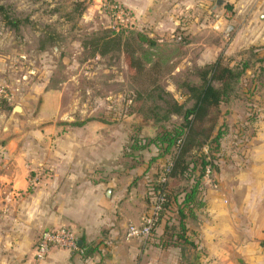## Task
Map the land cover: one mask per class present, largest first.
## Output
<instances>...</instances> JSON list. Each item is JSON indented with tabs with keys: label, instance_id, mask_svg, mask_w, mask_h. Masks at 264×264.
<instances>
[{
	"label": "crops",
	"instance_id": "crops-1",
	"mask_svg": "<svg viewBox=\"0 0 264 264\" xmlns=\"http://www.w3.org/2000/svg\"><path fill=\"white\" fill-rule=\"evenodd\" d=\"M152 1L131 0V6ZM228 1V7L237 10L230 25L232 40L218 50L206 39L205 49L198 45L196 61L205 65L261 40L249 55L254 65L246 73L253 75L264 67V61L255 62L264 55V0ZM162 2L206 7L211 0ZM223 22L219 18L209 25L221 30ZM234 55L237 60L243 56ZM55 93L41 97L38 108L36 121H47L54 143L47 151L50 176L35 185L17 168L22 165V147L15 128L1 124L5 115L0 110V264H264L263 90L252 98L234 95L220 104L217 128L223 134L219 171L213 173L217 184L202 179L206 184L198 194L202 205L194 209L183 231L187 241L177 238L181 231L176 224L168 232L166 219L150 239L126 236L127 226L138 225L147 213L148 179H130L136 170L119 168L120 129L103 127L97 118L87 121L81 116L86 110H79L80 121L73 123L74 105L64 106L60 92ZM254 103L260 105L259 111L249 116ZM165 163L167 159L162 160ZM59 226L73 229L79 249L53 246L43 261L36 262L41 232ZM167 235L176 240L167 242Z\"/></svg>",
	"mask_w": 264,
	"mask_h": 264
},
{
	"label": "rangeland",
	"instance_id": "rangeland-1",
	"mask_svg": "<svg viewBox=\"0 0 264 264\" xmlns=\"http://www.w3.org/2000/svg\"><path fill=\"white\" fill-rule=\"evenodd\" d=\"M219 1L218 4L211 0L206 7L194 4L176 7L163 5L162 0L140 6H131V0H0L10 14L28 20L14 29L6 26L0 15V110L5 115L1 124L15 128L22 147L23 171L17 168L25 179H32L31 184L35 185L50 176L47 151L54 138L48 133L47 121L36 119L41 97L56 91L64 99V106L74 105L73 123L80 121L79 113L83 111L79 110H86L81 116L87 121L97 118L103 127L120 129L117 161L123 170H136L130 179H148L147 184L155 180L154 175H160L164 167L162 160L166 161L167 157L150 163L146 169L156 147L151 144L138 150L131 147L133 138L143 143L155 136L160 125L171 129L181 118L173 114L159 124L147 119L146 107L152 99L145 93H140L142 96L138 98V92L158 85L182 101L180 93L185 91L182 83H199L197 71L204 66L196 61L199 48L205 49L206 39H211L219 50L226 47L234 33L230 25L237 10L228 7L231 4L228 0ZM219 18L224 21L221 30L209 25ZM180 24L187 29H180ZM109 30L123 36L141 33L154 42H138L141 49L137 55L145 66L143 73L128 68L122 51L91 55L90 39ZM198 33H201L199 37ZM259 43L236 48L234 53L243 55L241 60L233 52L222 57L232 64L248 62L254 46L262 45ZM259 53L258 49L255 54ZM252 79L245 71L235 87V96L252 98L255 94L251 89ZM153 103L163 105L158 99H153ZM16 105L21 107V112L13 111ZM250 106L249 116H256L260 105ZM59 124L65 128L61 121ZM202 179L212 186L217 184L213 174ZM188 182L177 180L171 188L174 192L181 191ZM178 203L179 200L172 203L165 213L169 225L174 223Z\"/></svg>",
	"mask_w": 264,
	"mask_h": 264
},
{
	"label": "trees",
	"instance_id": "trees-1",
	"mask_svg": "<svg viewBox=\"0 0 264 264\" xmlns=\"http://www.w3.org/2000/svg\"><path fill=\"white\" fill-rule=\"evenodd\" d=\"M0 15L3 23L14 29H18L23 22H28L26 18L21 19L10 14L1 3ZM142 41L154 44L152 40L141 33H137L136 36L131 34L123 36L121 32L115 33V31L109 30L108 33L92 37L89 45L91 55H106L112 51H122L128 68L134 69L137 73H143L145 66L140 56L137 55L141 49L138 42ZM262 61H264V55L255 59V62ZM253 65L250 61L245 60L232 64L219 56L215 61L198 69L199 83H182V87L185 89L180 93L183 97L182 101H178L169 91L161 89L158 85L151 88L145 87L138 92V98L142 96L140 93H145L147 98L152 99L151 104L146 107L147 119L159 124L168 121L173 114L181 118V121L174 124L171 129L160 125L155 136L143 143L138 138L132 137L134 144L131 147L138 150H144L151 144L156 147V153L149 159V164L167 157V164L165 163L164 166L169 167L167 172H164L162 167L160 175L156 173L155 180L152 179L147 184L146 199L149 207L152 204V197H155L158 191L164 197L158 219L148 239L155 234L161 220L167 218L165 213L169 211L172 203L174 204L178 200L174 223L169 225L170 221L167 218L166 226L169 232L175 224L178 225L181 233L177 234V238L184 239L183 231L186 220L194 213L196 207L202 205L198 194L203 191L202 178L205 175L206 167L209 166L212 174L219 171L220 140L223 134V130L220 127L217 128L221 116L220 104L227 103L235 95L234 90L237 83L245 74L246 69ZM252 77V92L259 90L264 92V69L254 72ZM153 99L162 101L163 105L153 103ZM189 102L190 104L187 105ZM163 176L166 180L160 181ZM181 179L189 181L187 187L174 192L171 185ZM166 240L174 242L176 239L167 235ZM184 240L187 241V239Z\"/></svg>",
	"mask_w": 264,
	"mask_h": 264
},
{
	"label": "built area",
	"instance_id": "built-area-1",
	"mask_svg": "<svg viewBox=\"0 0 264 264\" xmlns=\"http://www.w3.org/2000/svg\"><path fill=\"white\" fill-rule=\"evenodd\" d=\"M179 39V36L177 37ZM164 172L169 170L166 165L163 167ZM211 170L209 166L206 167L205 176H210ZM163 176L160 181H165ZM164 200L162 193L158 191L155 197H152V204L150 205L147 213L141 218V222L136 224H129L126 228V236L128 238L140 237L147 240L151 235V230L156 224L158 215L161 209V202ZM53 246L65 248L69 250H78V239L71 227L59 226L51 229L43 230L39 236V239L35 245L34 260L36 262L43 261L50 249Z\"/></svg>",
	"mask_w": 264,
	"mask_h": 264
},
{
	"label": "water",
	"instance_id": "water-1",
	"mask_svg": "<svg viewBox=\"0 0 264 264\" xmlns=\"http://www.w3.org/2000/svg\"><path fill=\"white\" fill-rule=\"evenodd\" d=\"M219 2H220V1H218V4H219ZM13 111L21 112L22 109H21V107H20L19 105H16V106H14ZM108 192H109V191H107V193H108Z\"/></svg>",
	"mask_w": 264,
	"mask_h": 264
}]
</instances>
